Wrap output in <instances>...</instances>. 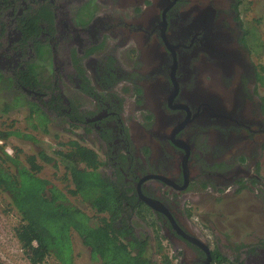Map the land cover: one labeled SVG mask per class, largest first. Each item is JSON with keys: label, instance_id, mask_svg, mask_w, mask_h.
Instances as JSON below:
<instances>
[{"label": "flooded vegetation", "instance_id": "flooded-vegetation-1", "mask_svg": "<svg viewBox=\"0 0 264 264\" xmlns=\"http://www.w3.org/2000/svg\"><path fill=\"white\" fill-rule=\"evenodd\" d=\"M246 6L0 0V74L28 122L93 150L123 200L116 222L174 264H264V232L228 247L216 229L241 221L223 226L204 200L247 192L264 205V71Z\"/></svg>", "mask_w": 264, "mask_h": 264}, {"label": "trees", "instance_id": "trees-1", "mask_svg": "<svg viewBox=\"0 0 264 264\" xmlns=\"http://www.w3.org/2000/svg\"><path fill=\"white\" fill-rule=\"evenodd\" d=\"M2 80L0 74V102H4L0 112L6 115L11 108L23 109L19 97L6 101L4 96H11L10 85ZM28 121V128H32L34 123ZM13 136L37 142L28 131L22 134L13 125L0 130V141ZM68 145L69 151L55 152L65 166L63 180L68 184L64 188L40 175L43 165L53 161L44 149L21 158L20 149L10 156L0 145V193L9 199L10 211L18 215L14 233L27 261L42 264L51 258L55 264H74L72 235L76 233L90 249L92 260L101 264H174L161 241L154 245L149 238H138L133 226L116 222L123 200L110 178L98 172L102 163L97 154L77 142ZM75 199L95 214L91 216L71 201ZM219 257V264H232Z\"/></svg>", "mask_w": 264, "mask_h": 264}, {"label": "rangeland", "instance_id": "rangeland-1", "mask_svg": "<svg viewBox=\"0 0 264 264\" xmlns=\"http://www.w3.org/2000/svg\"><path fill=\"white\" fill-rule=\"evenodd\" d=\"M251 6L247 7L245 17L247 18V26L250 27V31H253V35H251V40L257 38V32L253 26L258 28V33H260L259 38V48L257 53L254 54V62L263 67L264 71V0H250ZM260 93L264 96V79L262 80V84L259 87ZM5 92H2L1 95L4 96ZM14 93L6 94V101L9 99L12 100ZM4 109V102H0V110ZM13 109L9 114H2L0 112V130H4L7 126L13 125L15 129H17L22 134H27V131L32 134L37 142L30 141L29 139L23 137H11L8 141L5 142L6 147H10L12 149V155H16L17 150H21L20 153L21 158H23L27 154H33L42 149H44L49 155L53 157V161L43 165V169L40 175L56 185L60 188H64L68 183L63 180L65 176V166L62 161L55 154L57 151L66 152L68 149L66 148V142L71 139V133H69L70 128H67L66 131H58L59 140L55 141L53 138L47 133H43L42 129L34 130V128H28L27 124V111L23 109ZM62 142L61 144H57ZM84 145H88L89 147H93L92 145L81 142ZM4 149V148H3ZM55 154V155H53ZM262 179L264 180V157L258 163V168L256 170ZM217 203L214 204L212 202H216L213 198H211L210 202L207 197L204 200L207 204H212L214 206V210L216 213H222L224 215V225L229 226L231 220H235V222L241 221L238 223L240 228L237 230H219L216 229L217 232H220L227 236V239L224 238V242L228 245V247H234V245L242 244L243 247H247L246 243H249L251 240V236L255 234H259V231L264 232V215L262 213V209L264 207L261 202L254 201L252 196L247 192H242L241 194L231 195L230 197H221L216 196ZM220 198V199H219ZM219 199V200H218ZM75 202L80 208L84 209L91 216L95 214V212L90 209L87 204L80 203L78 200H71ZM10 204L9 199L6 195L0 193V264H30L24 252L20 248V245L15 237L14 228L18 225L19 218L16 212L10 211L8 205ZM223 211V212H222ZM240 217V218H239ZM239 218V219H238ZM246 223L249 225L246 226ZM206 234L208 232L204 231ZM219 234V233H218ZM222 236V235H220ZM254 235L253 237H255ZM73 240V249H74V264H101L99 261H94L91 258L90 249H88L83 243L76 233L72 235ZM153 242V241H151ZM154 243V242H153ZM166 244V242H165ZM241 254V253H239ZM159 260V257H156ZM42 264H55V261L49 258Z\"/></svg>", "mask_w": 264, "mask_h": 264}, {"label": "built area", "instance_id": "built-area-1", "mask_svg": "<svg viewBox=\"0 0 264 264\" xmlns=\"http://www.w3.org/2000/svg\"><path fill=\"white\" fill-rule=\"evenodd\" d=\"M0 144H3V142L0 141ZM5 152H6L7 154H9V155H12V149H11L10 147H6V148H5Z\"/></svg>", "mask_w": 264, "mask_h": 264}, {"label": "clouds", "instance_id": "clouds-1", "mask_svg": "<svg viewBox=\"0 0 264 264\" xmlns=\"http://www.w3.org/2000/svg\"><path fill=\"white\" fill-rule=\"evenodd\" d=\"M2 142H3V144H0L3 148H4V151H5V148H6V146L4 145L5 144V142L6 141H4V140H1ZM13 154V153H12ZM9 155V154H8ZM10 156H14V155H10Z\"/></svg>", "mask_w": 264, "mask_h": 264}]
</instances>
